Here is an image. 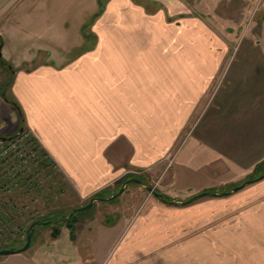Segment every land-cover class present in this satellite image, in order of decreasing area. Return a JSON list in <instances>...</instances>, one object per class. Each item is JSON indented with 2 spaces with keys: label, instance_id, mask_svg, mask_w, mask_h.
Returning a JSON list of instances; mask_svg holds the SVG:
<instances>
[{
  "label": "crops",
  "instance_id": "crops-1",
  "mask_svg": "<svg viewBox=\"0 0 264 264\" xmlns=\"http://www.w3.org/2000/svg\"><path fill=\"white\" fill-rule=\"evenodd\" d=\"M29 1L38 10L37 54L14 62L0 36L14 69L9 99L21 108L24 132L78 197L175 162L198 123L194 147L216 159L251 150L254 135L263 136L264 46L263 62L241 60L230 79L233 45L209 15L220 0ZM226 79L230 90L207 111ZM3 101L17 122L15 105ZM185 178L177 179L182 186Z\"/></svg>",
  "mask_w": 264,
  "mask_h": 264
},
{
  "label": "rangeland",
  "instance_id": "rangeland-1",
  "mask_svg": "<svg viewBox=\"0 0 264 264\" xmlns=\"http://www.w3.org/2000/svg\"><path fill=\"white\" fill-rule=\"evenodd\" d=\"M204 1L207 0H199V3ZM30 2L0 0V36L4 34L9 41L10 59L14 62L37 54L40 40L36 33L39 27L38 10ZM210 12L212 22L220 27L223 36L228 37L233 45L228 61L235 62L230 65L231 69H227V72L231 70L232 75L229 77L233 79V73L242 64L241 60L263 59L264 35L260 32V24L264 22V0H220ZM221 26L226 27V34ZM23 28L26 29V35L21 38L15 36ZM18 39L22 42L21 46L18 45ZM70 41L72 43L74 37ZM0 51L3 54L2 47ZM12 73L0 61V137L5 139L14 138L22 129L17 125L21 121L17 111L15 122L14 117L10 116L11 110L3 101L4 93L9 98ZM230 82L226 79L223 86L218 88L216 101L207 111H214L219 97L230 90ZM200 129L198 123L193 129V138L180 142L175 162L167 160L154 165L151 172L130 175L141 177L148 187L171 197L178 204H166L143 185L132 183L114 202H96L93 209L76 224L74 239L64 223L55 227L60 231L57 237L52 235L54 228H38L28 252L16 258L1 257L0 264H264V178L236 194L210 196L190 205L181 204L212 188L240 186L255 167L264 161V134L261 137V133L254 135L253 144L256 145L251 150H235L233 156L229 150L231 156L216 159L208 150L194 147V138ZM14 143L15 147L9 151L7 143L0 140V162L4 158H9L10 162V168L2 175V179L8 182L13 179L10 176L14 172L28 166L27 155L31 154V151L27 154V149L20 148V143ZM5 148L6 151L2 153ZM250 152L253 156L246 157ZM211 157L213 162L209 160ZM206 160L207 163L203 164ZM37 167L31 166L26 174H35L39 171ZM44 176L40 175L43 181L46 180ZM179 176L186 177L185 186L179 184ZM126 179L117 188L100 193L107 196L118 194ZM58 181L52 187L57 194L53 201H49V211L63 210L69 214L75 208L88 205L94 198H102L97 197L100 193L88 198L78 197L63 178L59 177ZM63 184L66 185L63 187ZM11 187L4 192L0 188L1 202L8 203L15 199L20 209L27 206L25 212H48L44 207L47 205V191L37 201L23 202L22 198H16L21 191L14 192ZM16 222L19 226L17 230L22 234L3 235L0 248L25 241L32 222L27 216L17 218ZM130 236L133 238L131 243L119 248L122 240ZM136 257L139 260L134 259Z\"/></svg>",
  "mask_w": 264,
  "mask_h": 264
},
{
  "label": "trees",
  "instance_id": "trees-1",
  "mask_svg": "<svg viewBox=\"0 0 264 264\" xmlns=\"http://www.w3.org/2000/svg\"><path fill=\"white\" fill-rule=\"evenodd\" d=\"M2 45V41H1V37H0V47ZM0 61L1 63L5 64L8 66V68L10 70H12V72L14 71L13 68L2 58V54L0 51ZM12 82V81H11ZM12 85V83H11ZM10 85V87H11ZM3 98L8 101L11 104H14L16 109L18 110L19 116H20V120H21V124H22V132L17 133V135L12 139H7L6 142L13 140L15 138H19L22 137L24 135H28L26 132H24L23 129V123H24V118L22 115V111L21 108L14 102H12L4 93L3 94ZM29 136V135H28ZM26 148L29 151H31V153L34 154V157H30L29 159V164L28 166H26L25 168L22 167V171L17 170L16 172H14L13 176H10L13 179H10V182L6 181L5 179H2V175L3 172L5 170L8 171V169L10 168V166L6 165V160H3V162H0V188L3 189L1 190L2 192H4V190H9V186H12L11 189H14V192H16L17 190H20L21 192H19L18 196L16 198H22L23 202L26 201H37L39 199V197L42 196L43 192L46 194L45 191H47L46 197H45V204H47L46 206H44L48 212H46V214H39V210L38 211H31L30 212H25L27 206L25 205L23 209L19 208V204H17L15 199H12L11 201L7 202H1L0 201V238L5 235V234H9V235H19L22 234L19 230H17L19 228V226L17 225V218H24L25 216H27L28 219H30L31 226L29 227V231L27 233L26 239L25 241H23V243H18L15 245H10V246H4L0 248L1 250H6V249H14V250H18L20 248H23L26 243H27V237L28 235L31 233V231L34 229V233H33V237H32V242L35 240L36 236H37V230L38 228H52V226H62V224L65 222L66 218L70 216V214L73 212V210L71 211V213L66 214L65 211L61 210H56V211H49V207H50V202L49 201H53L54 197L57 193L54 192V190L52 189V187H55L58 184V180L59 177L62 178L60 176V174H58V172L56 171L54 165L49 161V159H47L46 154L40 150V148L38 147V145L36 144V142L31 138V136L28 137L27 141H26ZM18 163V162H17ZM33 166H38L37 169L39 171L34 173H29L28 175L26 174V171L29 170L30 167ZM14 168H12L13 170ZM6 174V172L4 173ZM43 174H45L44 179H46L45 181H43L40 178V175L42 176ZM134 176H128L127 179L125 180L128 181L130 179H132ZM264 178V161L259 163L252 174L248 175L243 182L240 184L243 185L248 181H252L253 183L256 182V180L258 178ZM137 179L141 180V177H134ZM39 179H41V182L39 181ZM50 181V182H48ZM142 181V180H141ZM143 182V181H142ZM50 184V185H49ZM66 184H63V187ZM51 186V187H48ZM238 185H227L225 187H221V188H214V189H210L207 190V192H211V193H221L223 194V192H227L230 191L231 189L237 187ZM64 190V189H63ZM112 197L114 195L111 196H107L105 193H100L97 195V197ZM163 199L166 200V204H175V200L172 199L171 197L167 196V195H163ZM14 203H13V202ZM115 199H111L110 202H114ZM12 202V203H11ZM2 203V204H1ZM11 205V206H10ZM11 207V208H9ZM37 207V206H36ZM94 207V206H93ZM93 207L89 210L83 211L81 214V219L82 216L87 215L92 209ZM25 213L24 215L21 213ZM37 214H39L40 216H38ZM38 223V224H37ZM44 223H48V225H44ZM33 244V243H32ZM31 244V247L33 246ZM30 247V248H31ZM30 250V249H29ZM28 250V251H29Z\"/></svg>",
  "mask_w": 264,
  "mask_h": 264
},
{
  "label": "water",
  "instance_id": "water-1",
  "mask_svg": "<svg viewBox=\"0 0 264 264\" xmlns=\"http://www.w3.org/2000/svg\"><path fill=\"white\" fill-rule=\"evenodd\" d=\"M23 131V130H22ZM21 131V132H22ZM0 140L2 141H6L7 139L5 138H2L0 137ZM263 179V177L261 178H258L256 180V182L258 181H261ZM131 183H136V184H140V185H143L144 187L147 188V190L152 193L156 198L162 200L163 202H166V200L163 199V195L159 192H156L153 188L151 187H148L146 184H144L141 180L139 179H130L128 180L127 182H125L121 188V190L119 191L118 194L112 196L111 198H94L90 201V203L86 206H83L81 208H78L74 211V213H82L83 211H86V210H89L93 207V205L96 203V202H101V201H110L111 199H116L118 197H120L124 191L126 190L127 186ZM253 184L252 181H248L246 182L245 184L241 185V186H237L235 188H233L231 190V192L229 193H223V194H219V193H211V192H202V193H199L193 197H191L189 200H187L186 202H183L181 203L182 205H190L200 199H203V198H206V197H210V196H214V197H218V196H223V195H231V194H236L238 193L239 191H241L242 189H244L246 186L248 185H251ZM179 202H175V204H178ZM73 215V214H72ZM71 215V216H72ZM78 222V218L77 217H74L72 220L69 221L68 225H67V229L70 231V235H71V238L74 239L75 237V229H76V224ZM44 225H48V223H44ZM34 229L31 231V233L28 235L27 237V243L26 245L23 247V248H20L18 250H14V249H6V250H1L0 251V258L1 257H9V256H12V255H17V254H23L25 252H27L30 247H31V244H32V237H33V233H34ZM60 233V231L58 229H55L54 232H53V237H57V235Z\"/></svg>",
  "mask_w": 264,
  "mask_h": 264
},
{
  "label": "built area",
  "instance_id": "built-area-1",
  "mask_svg": "<svg viewBox=\"0 0 264 264\" xmlns=\"http://www.w3.org/2000/svg\"><path fill=\"white\" fill-rule=\"evenodd\" d=\"M27 139H28V135L27 136L24 135L22 137H19V138H15L13 140H10V141L6 142L7 143L6 144V146H7L6 148L10 151L13 147H15L16 144L14 142L16 141V142L20 143V148H24L25 149L26 147H24V143L27 141ZM22 144H23V146H21ZM6 148L2 150V153L4 151H6ZM28 153L29 152H27V154ZM32 155H33V153H31L29 156L27 155V157H28L27 160L30 159V157H32ZM11 156H13V155H11ZM4 160H6V165L9 166L10 165L9 158H4ZM14 167H15V165H14Z\"/></svg>",
  "mask_w": 264,
  "mask_h": 264
},
{
  "label": "flooded vegetation",
  "instance_id": "flooded-vegetation-1",
  "mask_svg": "<svg viewBox=\"0 0 264 264\" xmlns=\"http://www.w3.org/2000/svg\"><path fill=\"white\" fill-rule=\"evenodd\" d=\"M76 209H78V208H75V209L73 210V212L70 214V216L66 218V220H65V222H64V225H66V228H67V225H68L69 221L72 220L74 217H77V218H78V222H77V224L80 223V222L82 221V219H81V214H83V213H79V214L74 213V211H75ZM72 214H73V215H72ZM71 215H72V216H71ZM37 224H38V223H37ZM55 227H56V226H54V225L52 226V228H54V230L57 229V228H55ZM39 229H40V228H39ZM54 230H53V232H54Z\"/></svg>",
  "mask_w": 264,
  "mask_h": 264
}]
</instances>
